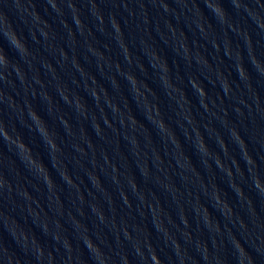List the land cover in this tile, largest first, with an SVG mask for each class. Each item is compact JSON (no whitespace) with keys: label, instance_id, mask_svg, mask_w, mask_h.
I'll return each instance as SVG.
<instances>
[{"label":"water","instance_id":"1","mask_svg":"<svg viewBox=\"0 0 264 264\" xmlns=\"http://www.w3.org/2000/svg\"><path fill=\"white\" fill-rule=\"evenodd\" d=\"M0 264H264V0H0Z\"/></svg>","mask_w":264,"mask_h":264}]
</instances>
